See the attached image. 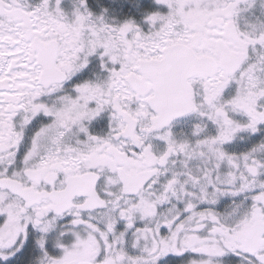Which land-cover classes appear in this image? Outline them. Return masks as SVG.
<instances>
[{
  "label": "snow or ice",
  "instance_id": "snow-or-ice-1",
  "mask_svg": "<svg viewBox=\"0 0 264 264\" xmlns=\"http://www.w3.org/2000/svg\"><path fill=\"white\" fill-rule=\"evenodd\" d=\"M0 264H264V0H0Z\"/></svg>",
  "mask_w": 264,
  "mask_h": 264
}]
</instances>
